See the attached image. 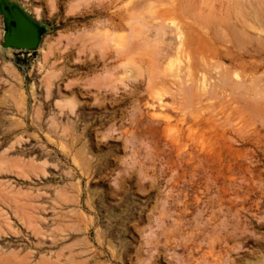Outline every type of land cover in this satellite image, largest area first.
Returning a JSON list of instances; mask_svg holds the SVG:
<instances>
[{
  "label": "rangeland",
  "instance_id": "374dc122",
  "mask_svg": "<svg viewBox=\"0 0 264 264\" xmlns=\"http://www.w3.org/2000/svg\"><path fill=\"white\" fill-rule=\"evenodd\" d=\"M14 1L0 264H264V0Z\"/></svg>",
  "mask_w": 264,
  "mask_h": 264
},
{
  "label": "water",
  "instance_id": "95a60500",
  "mask_svg": "<svg viewBox=\"0 0 264 264\" xmlns=\"http://www.w3.org/2000/svg\"><path fill=\"white\" fill-rule=\"evenodd\" d=\"M0 14L5 21L2 46L35 50L40 45L46 25L35 20L25 8L14 0H0Z\"/></svg>",
  "mask_w": 264,
  "mask_h": 264
},
{
  "label": "bare ground",
  "instance_id": "6f19581e",
  "mask_svg": "<svg viewBox=\"0 0 264 264\" xmlns=\"http://www.w3.org/2000/svg\"><path fill=\"white\" fill-rule=\"evenodd\" d=\"M157 1V0H156ZM146 2V1H145ZM247 3H248V1H247ZM236 5H237V3H236ZM166 11L165 10H158L157 11V13L155 14V17H154V19L155 20H159V21H163V20H166L167 19V16H166ZM261 14H262V12H261ZM263 15V14H262ZM152 16V15H151ZM146 17V16H145ZM144 16L142 17L143 19L145 18ZM170 17V16H169ZM241 17V16H240ZM261 17V16H260ZM263 17H264V15H263ZM264 19V18H263ZM237 22L238 23H242V24H245L242 20H240V19H237ZM210 25V24H209ZM191 25L190 24H187L186 25V27H185V29H184V33H186V36H184V39H183V49H185V50H189V51H192V49H191V46H190V38H189V36H190V31H189V27H190ZM209 28H211V26H208ZM182 35V34H181ZM215 37V36H214ZM217 50V47H215V49H214V51H216Z\"/></svg>",
  "mask_w": 264,
  "mask_h": 264
},
{
  "label": "built area",
  "instance_id": "2783aa9c",
  "mask_svg": "<svg viewBox=\"0 0 264 264\" xmlns=\"http://www.w3.org/2000/svg\"><path fill=\"white\" fill-rule=\"evenodd\" d=\"M19 51H23V52H26V51H31V50H25V49H18Z\"/></svg>",
  "mask_w": 264,
  "mask_h": 264
}]
</instances>
